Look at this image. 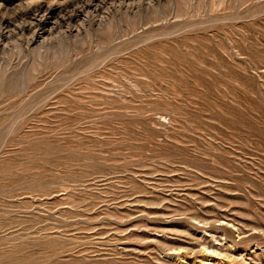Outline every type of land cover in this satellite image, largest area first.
<instances>
[{"label":"rangeland","instance_id":"rangeland-1","mask_svg":"<svg viewBox=\"0 0 264 264\" xmlns=\"http://www.w3.org/2000/svg\"><path fill=\"white\" fill-rule=\"evenodd\" d=\"M17 35L0 264H264V0H142Z\"/></svg>","mask_w":264,"mask_h":264},{"label":"bare ground","instance_id":"bare-ground-1","mask_svg":"<svg viewBox=\"0 0 264 264\" xmlns=\"http://www.w3.org/2000/svg\"><path fill=\"white\" fill-rule=\"evenodd\" d=\"M26 1L30 5H24L25 8L18 7L9 16H6L10 8L8 4L0 3L1 41L10 39V37L17 34L21 36L25 32L31 34L35 30L41 31L43 35L49 37L54 33L57 34L60 30L69 28L77 21H80L81 17L84 18L88 14L97 15L112 5L134 4L142 0H53V2H35L34 4L29 3L28 0ZM4 30L7 32H4ZM53 37L55 36L53 35Z\"/></svg>","mask_w":264,"mask_h":264}]
</instances>
